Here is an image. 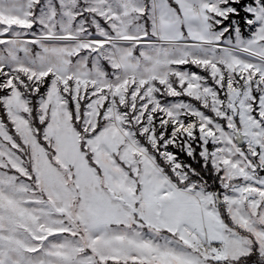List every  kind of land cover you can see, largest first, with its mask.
<instances>
[{"label":"snow or ice","instance_id":"6c2138e0","mask_svg":"<svg viewBox=\"0 0 264 264\" xmlns=\"http://www.w3.org/2000/svg\"><path fill=\"white\" fill-rule=\"evenodd\" d=\"M0 264H264V0H0Z\"/></svg>","mask_w":264,"mask_h":264},{"label":"rangeland","instance_id":"374dc122","mask_svg":"<svg viewBox=\"0 0 264 264\" xmlns=\"http://www.w3.org/2000/svg\"><path fill=\"white\" fill-rule=\"evenodd\" d=\"M241 2L243 3L244 2V0H241ZM233 6H236V7H239V6H237V5H233ZM245 15V13L241 10L240 11V14H239V16H236V15H230V17H229V19L228 20H225L224 21V25H229L230 23H231V21L233 20V19H235V20H237L238 22H239V24H240V26H241V29H242V32H243V34H244V36L245 37H247L248 35H249V32L247 31V29H246V27H245V25H244V21H243V19H242V17ZM90 30H92V31H94L93 29H90ZM37 31H38V29H37ZM32 37L31 36H26V37H24V39H31ZM33 47H35V46H33ZM138 54V53H137ZM22 55V54H21ZM181 67H183V68H190L191 69V71H194V72H197V73H199V74H201V75H204V73L202 72V70H200V69H197V68H195L194 66H181ZM105 68H106V70H108V71H111V69L110 68H108V66H107V64L105 63ZM221 96H223V93H221ZM170 100H177V101H179V100H184L185 102H191V103H193L195 106H199L198 105V102H196V101H193V100H191L190 98H188V97H177V98H169ZM204 111H206L207 112V110H204ZM199 133H198V131H197V135H198ZM199 142H196V143H194V147L195 148H197V156H198V152H199V150H200V148H199ZM208 147H209V149L211 150L212 149V145L211 144H209L208 145ZM172 151H174L173 149H171ZM181 154H183V153H180V155L178 154V158L181 160V161H183V162H185V163H188L187 161H185V158H189V157H187L185 154V158L184 157H182V155ZM190 160H191V158H189ZM193 162V164H197V161H192ZM198 165V164H197ZM206 175H208L207 173H205ZM210 184H213V181H211V182H209ZM216 186H218V182H217V184H213V187L215 188Z\"/></svg>","mask_w":264,"mask_h":264},{"label":"trees","instance_id":"16d2710c","mask_svg":"<svg viewBox=\"0 0 264 264\" xmlns=\"http://www.w3.org/2000/svg\"><path fill=\"white\" fill-rule=\"evenodd\" d=\"M174 150V152H176L177 154H179L180 155V153L178 152V150L177 149H173ZM182 155V157H184L185 155L184 154H181ZM185 158V157H184ZM185 161H187L188 163H192L193 164V160H190L189 158H185ZM194 165H196L197 167H199V165H197V164H194ZM206 175V174H205ZM207 176V175H206ZM212 181V179L211 178H209V182H211Z\"/></svg>","mask_w":264,"mask_h":264}]
</instances>
